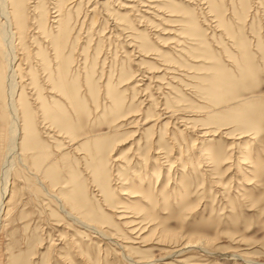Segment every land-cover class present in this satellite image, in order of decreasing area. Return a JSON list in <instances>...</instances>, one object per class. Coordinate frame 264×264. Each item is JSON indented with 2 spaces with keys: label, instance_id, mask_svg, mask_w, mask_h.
Instances as JSON below:
<instances>
[{
  "label": "rangeland",
  "instance_id": "rangeland-1",
  "mask_svg": "<svg viewBox=\"0 0 264 264\" xmlns=\"http://www.w3.org/2000/svg\"><path fill=\"white\" fill-rule=\"evenodd\" d=\"M58 1L68 33L57 57L49 19ZM25 17L15 81L31 130L8 176L0 264H131L117 244L149 264H251L227 253L264 263V0H25ZM235 39L254 54L252 68L234 71ZM155 69L154 81L139 74ZM65 70L73 110L49 88ZM165 107L186 126L153 120ZM33 173L110 238L64 217ZM123 210L142 233L114 213ZM201 239L212 253L168 255Z\"/></svg>",
  "mask_w": 264,
  "mask_h": 264
},
{
  "label": "bare ground",
  "instance_id": "bare-ground-1",
  "mask_svg": "<svg viewBox=\"0 0 264 264\" xmlns=\"http://www.w3.org/2000/svg\"><path fill=\"white\" fill-rule=\"evenodd\" d=\"M50 2H52V1H50ZM59 5H60V1H58L57 4H54V5L52 4V6H54V7L56 6V9L53 11L54 13L52 15L49 14L50 17H51L49 19L50 24L53 25L55 27V29H56L55 30V34L53 33L54 35H50V32H49V35H50L49 41H50L51 47H52L53 51L55 52V54L57 55V57H58V51L59 50L62 51L63 48L65 47V44H66V41H67V33H68V26H67V23L65 21L66 19L62 20L61 15L59 13V9H60ZM218 10L219 9H217L216 12ZM26 15L28 16L27 13H26ZM36 23H38V19H37ZM25 25H26L25 0H0V90L3 91L2 101L4 102V106H5L4 109H5V112H6V115H7V119H8V121H7V146H6V150H5V153L3 155L2 161H1L2 162L1 163L2 164V168H1V172H0L1 173V176H0V216L2 215V212L5 209V206H6L7 202H8V199H6L7 196L9 195V197H11V195H12L11 194L12 193V188H10L9 187L10 184H8L9 183L8 182V176H9L12 168L14 167V164L16 163V161H17V163H19V162H21V159H22V158H20V148H19V142H18V140L20 138L19 135H20L21 132H23L22 136L20 135L22 137V139H23L26 136L25 132H28L27 130L30 129L29 127H28L29 128L28 129L27 126H25V128H27V129L24 130V127L22 126V123L24 121L22 120L23 121L22 122L20 120V118H19V114H18L19 113V107L22 105L21 107L24 109L25 106L23 107V104L20 103V99L22 97L19 96L20 99L18 97L16 98V95H19V93H17V91H18V90H16V82L17 81H15V78H16V75H17L18 71H17V68H16V59H17V56H16V44H15L16 42L14 43V40L17 39V43H21V40H22V37H23V34H24ZM37 25H38L37 27L40 28L39 24H37ZM227 34H229V36L232 37V35L230 33H227ZM233 41H234L233 44L237 48L236 56L232 57L233 62L236 64L234 71L239 72L240 71V67L239 66H241V65L243 67H245L246 70L248 68H252L251 67V62H252V59L254 57V54L252 52L251 53H249V52L247 53L246 47L242 44V42H240V40L235 39ZM131 45H129V46H131ZM141 50L144 51L145 48L143 46H140V50L139 51L141 52ZM139 51H138L139 55L140 54L142 55V53H140ZM245 54H247L246 57L243 56ZM42 55H39V56H42ZM190 56L191 57H197V55H190ZM259 58L264 60V52H261V55L259 56ZM41 59H43V58L41 57ZM44 59H46V58H44ZM195 60L197 61V59L194 58L193 61H195ZM162 64H164V63H162ZM69 65H70L69 64V60L68 61L66 60L64 62V64H63V66L65 67L66 70H68ZM66 70L63 71L62 73H60V75H59L60 85H58V86L61 87V88H58V86L52 85V84H50L51 86H49V85L48 86L51 89L53 88L56 91H59L60 95L63 96V97L62 96L61 97L65 100L64 102L66 103V107L67 108L69 107L70 110H73L74 109V103L72 101L69 89L67 88V84L69 82V77L67 75L68 72ZM162 70L164 71L166 69L162 68ZM154 71H156V69L152 70V71L151 70L150 71L146 70V72L149 73L148 76H145L143 73H139V74L142 77H144V78L148 77V78H151L154 81L155 80V79H153L154 78V75H153ZM165 72H167V70ZM131 75H132V73H131ZM132 76L129 77V78H132ZM47 78H49V77H47ZM157 78H158V76H157ZM51 82H53V81H51ZM49 88H48V90H49ZM48 90H47V92H48ZM52 90H49V91L51 92ZM1 94H2V92L0 93V95ZM50 97L52 98L53 96H50ZM38 98H40V97H38ZM40 104L38 102V106H40ZM37 108H39V107H37ZM23 109L21 110V112L24 111ZM134 111L135 110H133L132 112H134ZM160 116H162V117H160ZM173 116H175V110L174 109H168L167 107H165L163 110L159 111L156 116H154L156 118H152V119L157 122L159 120L158 118H173ZM22 118L25 119L26 117L22 116ZM173 119H175V123L181 125L183 128L187 124V121L185 119H183V118H181L180 120H178V118H173ZM147 120L148 119L143 120V122H141L140 124L141 125L145 124L147 122ZM20 122H22V123H20ZM55 125H58L57 128L60 126L59 124H55ZM46 127H48V126H46ZM57 128H56V131H57ZM59 128H61V127H59ZM50 129H52V128H50ZM53 130L55 131V129H53ZM60 131H62V130H60ZM63 132L66 133L65 131H63ZM204 135H205V133H204ZM241 136L243 137L245 135L242 134ZM25 138H27V136ZM209 158H211V157H209ZM208 159H206L207 162H208ZM210 161H212V160L210 159ZM213 162H214V159H213ZM241 163H243V162L241 161ZM216 164L217 163L214 164V167H212V165H210L212 170L213 169L216 170V168L218 166V165L216 166ZM33 175H34V178H35L37 184H39V186L45 192L49 193V196L57 202L59 210L64 215V217L69 218L70 220L74 221L75 223L81 225L82 227H84L86 229H90L91 231L95 232L99 236H106L107 235V234L105 235V232H103L101 229H98L96 227V225L94 224V222L89 220L87 217H83L80 214H75V213L71 212L69 209H67L66 206H65V203H64V199L62 198V196H59V195L53 194V193L50 194V192H48L46 186L43 185V183L40 180V178L35 176L34 173H33ZM157 178H158V172H157ZM156 181H158V179ZM101 192H102V195L104 197L105 195H104L103 191H101ZM159 196H160V194H158V197ZM160 197H159V200L161 201V204H163L165 202V198H162V197L160 198ZM103 201L105 202V205H109L108 204V199L106 197H104ZM72 202L75 203V200L72 199ZM74 203H72V204H74ZM191 206H192V204H191ZM193 208H195V207H193ZM116 212H119V214H118L119 216H117L119 218V220H123V222H125V224H127V226L131 230H137V231H140L141 233L145 230V226L144 225H142L140 227L139 226L137 227L136 225L138 223L134 222V219H130V218L137 217V216H134L132 214L129 215L128 213L130 211H126V210L125 211L124 210L123 211H114L115 214H116ZM132 232H134V231H132ZM106 237L110 238V236H106ZM199 241H202L203 243H200ZM199 241L194 242L193 245L192 244L190 245V243L187 244V242L184 243L182 246L180 244H179L180 246L179 245L178 246L177 245L176 246L173 245L174 248H172V251L168 255H171V256L172 255H174V256L180 255V254L188 251L189 249H191V248H189L190 246H194L196 248H199L200 250H202L204 252H207V253H212L209 250H207V248L205 246V244L208 243L207 239H203V240L201 239ZM117 242L118 241L116 240L114 243H117ZM117 245H118V247L121 250L120 254H121L122 258L124 260H127V262H130L131 264H149V263L152 262V260L148 261L147 263L141 262V261L138 262V261L134 260L129 255H127V254H125L123 252V250H124V246L123 245H120V244H117ZM226 255L227 256L230 255L235 261H236V259H240L241 261H243L245 263L249 261L251 264H264L262 262H257L256 260H251V259H248V258H244L243 259L240 256V254H237V253H227ZM235 261H233V262H235Z\"/></svg>",
  "mask_w": 264,
  "mask_h": 264
}]
</instances>
